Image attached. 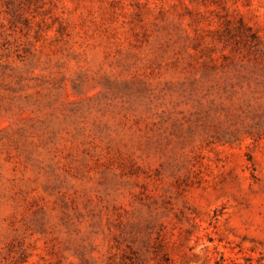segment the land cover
Returning a JSON list of instances; mask_svg holds the SVG:
<instances>
[{"label": "rangeland", "instance_id": "obj_1", "mask_svg": "<svg viewBox=\"0 0 264 264\" xmlns=\"http://www.w3.org/2000/svg\"><path fill=\"white\" fill-rule=\"evenodd\" d=\"M0 264H264V0H0Z\"/></svg>", "mask_w": 264, "mask_h": 264}]
</instances>
